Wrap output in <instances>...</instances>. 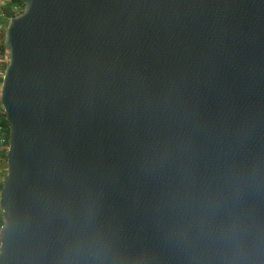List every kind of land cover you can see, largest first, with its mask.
<instances>
[{
	"label": "water",
	"instance_id": "1",
	"mask_svg": "<svg viewBox=\"0 0 264 264\" xmlns=\"http://www.w3.org/2000/svg\"><path fill=\"white\" fill-rule=\"evenodd\" d=\"M21 2L0 264H264V0Z\"/></svg>",
	"mask_w": 264,
	"mask_h": 264
},
{
	"label": "trees",
	"instance_id": "2",
	"mask_svg": "<svg viewBox=\"0 0 264 264\" xmlns=\"http://www.w3.org/2000/svg\"><path fill=\"white\" fill-rule=\"evenodd\" d=\"M14 7H17L18 11L14 10ZM23 3L21 0H5L4 3H0V86L2 82V75L7 64V51L4 47V32L6 25L11 17L17 15L23 10ZM2 126L4 128L6 144L8 145L9 138V126L7 121L5 120L4 112L2 114ZM6 150L0 151V175L5 178L6 175ZM2 188V184L0 185V189ZM3 225V219L0 210V228Z\"/></svg>",
	"mask_w": 264,
	"mask_h": 264
},
{
	"label": "built area",
	"instance_id": "3",
	"mask_svg": "<svg viewBox=\"0 0 264 264\" xmlns=\"http://www.w3.org/2000/svg\"><path fill=\"white\" fill-rule=\"evenodd\" d=\"M5 1V0H4ZM4 1L0 2V3H4ZM15 11H18L17 7H14ZM19 14V13H18ZM2 114H3V109L0 105V151H7L8 145L6 144V138H5V133H4V128L2 126ZM4 182V178L0 175V185L3 184ZM1 191V189H0Z\"/></svg>",
	"mask_w": 264,
	"mask_h": 264
},
{
	"label": "rangeland",
	"instance_id": "4",
	"mask_svg": "<svg viewBox=\"0 0 264 264\" xmlns=\"http://www.w3.org/2000/svg\"><path fill=\"white\" fill-rule=\"evenodd\" d=\"M2 1H4V0H0V2H2Z\"/></svg>",
	"mask_w": 264,
	"mask_h": 264
}]
</instances>
